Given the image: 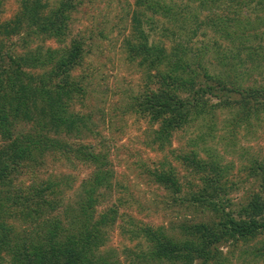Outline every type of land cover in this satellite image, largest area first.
I'll return each instance as SVG.
<instances>
[{"label": "trees", "instance_id": "trees-1", "mask_svg": "<svg viewBox=\"0 0 264 264\" xmlns=\"http://www.w3.org/2000/svg\"><path fill=\"white\" fill-rule=\"evenodd\" d=\"M17 2L12 16L2 19L0 0V264L3 251L11 255L10 264H105L97 252L120 215L107 205L97 211L109 189L107 171L83 179L76 208L59 210L68 218L63 226L54 213L59 199H50L58 184L49 178L48 161L107 164L105 154L75 141L91 125L76 107L94 70L86 67L88 50L70 28L81 0H61L56 7L46 0ZM221 6L226 13H204ZM125 14L124 58L143 75L127 111L155 126L152 145L168 147L169 163L144 175L162 189L164 208L178 220L169 221L168 231L150 220L134 225L132 238H142L147 247L140 260L230 264L240 244L264 235V158L241 147L236 153L245 157L242 176L228 179L230 168L215 147L223 153L238 147L233 131H244L245 138L263 131L264 0H132ZM201 26L232 45L223 55L230 60L222 75L199 63L204 47L191 46ZM216 114L225 115L222 128L212 126ZM195 123L205 126L189 130ZM187 132L192 137L184 148H169ZM99 188L103 193L95 195ZM234 191L246 194L236 206ZM258 243L254 255L264 264V238Z\"/></svg>", "mask_w": 264, "mask_h": 264}, {"label": "rangeland", "instance_id": "rangeland-1", "mask_svg": "<svg viewBox=\"0 0 264 264\" xmlns=\"http://www.w3.org/2000/svg\"><path fill=\"white\" fill-rule=\"evenodd\" d=\"M2 1L4 5L2 19L10 18L16 11L18 2L17 0ZM46 1L51 7H56L61 0ZM131 9L132 0H81L78 12L71 15L73 25L70 24V28L74 31L73 37L76 40L80 39L83 47L88 50L84 59L85 65L94 68L90 83L86 84L82 106L76 107L79 109V114L84 116L85 122H87L86 117H89L91 125L81 129V136L73 140L90 145L95 153L105 154L106 166L96 168L95 164L89 166L90 162L86 164L75 162L72 167L65 159L60 158L52 164L48 161L49 178L58 184L55 186L57 195L56 193L51 195L50 199L55 197L59 199V206L54 213L58 215L57 218L62 226L68 218L59 210L68 211L70 207L76 208L80 196H83L81 194L83 179L90 177L95 170L107 171L109 189L104 203L101 206L97 205V211L107 205L116 210V215L118 213L120 215L107 231L106 243L97 252L105 257V264H145L140 260L139 255L145 253L147 247L145 249L142 238H132L134 225L150 220L155 226L161 225L168 231L169 221L175 223L178 221L164 208L165 204L160 198L162 189L144 175L145 170L158 168L164 161L169 163L170 155L166 151L168 147L160 149L152 145L150 140L155 126L146 124L137 115L127 111L130 98L137 95L143 84V75L125 61L122 48V40L128 35V26L124 28L120 19L125 17L128 20L129 15L125 12H130ZM222 12L226 13V10L221 6L204 13L220 15ZM201 32L204 35L200 34ZM215 41L216 45H214ZM191 46L194 49L204 47L197 57L199 63L207 67L211 73L222 75V70L227 69L224 63H228L230 58L223 55L232 45H229L222 33H214L201 26L191 39ZM262 64L264 66V61ZM230 73L231 71H228V75ZM224 116V114H216L218 123L212 126L222 128L219 121ZM197 126L205 125L195 123L188 128L193 131L192 128ZM201 128L206 130L205 127ZM262 130H257L253 137L246 136V138L244 131H233L238 147L225 151L226 153H223L219 145L215 146L218 156L221 157V164H226L230 168L228 179L235 180L242 176L238 170L246 163L245 157H237L241 147L247 148L251 155L257 154L259 158H264V125ZM222 133L223 131H220L218 134ZM48 136L54 138L52 133H48ZM191 137L189 132L183 136L179 135L171 142L169 148L175 149L177 146L184 148L187 139ZM252 189L256 191L257 185L255 184ZM98 193H103L102 188H99L95 195ZM230 197L236 206L245 201L246 194L243 196L240 191H234ZM200 218L199 215L196 216L197 220ZM263 238L264 235L249 242L248 245L240 244L238 249L233 251L230 264H261L258 262L259 253L257 256L254 254L257 250L255 248L260 245L258 241ZM244 249L246 252L242 253ZM10 256L7 251L2 252L3 264H10Z\"/></svg>", "mask_w": 264, "mask_h": 264}]
</instances>
